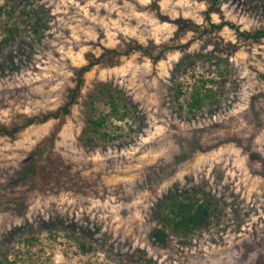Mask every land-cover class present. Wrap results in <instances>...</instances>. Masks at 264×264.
<instances>
[{"label": "rangeland", "instance_id": "rangeland-1", "mask_svg": "<svg viewBox=\"0 0 264 264\" xmlns=\"http://www.w3.org/2000/svg\"><path fill=\"white\" fill-rule=\"evenodd\" d=\"M260 31L264 0H0V264H264ZM184 195L216 218L165 225Z\"/></svg>", "mask_w": 264, "mask_h": 264}, {"label": "trees", "instance_id": "trees-1", "mask_svg": "<svg viewBox=\"0 0 264 264\" xmlns=\"http://www.w3.org/2000/svg\"><path fill=\"white\" fill-rule=\"evenodd\" d=\"M255 38L258 37H264V32H256L252 35ZM9 38H1L0 39V52L3 50L4 46L8 43ZM132 41V40H131ZM148 45L152 46L153 48L158 46V44H154L153 42H150ZM163 46V45H159ZM138 47V45H137ZM196 64V61H188L184 67L181 68V75H184L188 70L193 72L194 65ZM201 81V89L205 85L206 80L200 79ZM108 85H103V88L101 89L102 92H106V94L109 95L110 98L111 92L109 91ZM175 97L178 100V98L182 95V85L181 80H176L175 83ZM207 91V89H205ZM196 94H201V90H197ZM197 100L193 102V104L196 103ZM114 104V103H113ZM116 105H113V108H115ZM105 117H102L97 120L90 119V130H94V132L98 131V126L102 125L104 122ZM102 137L104 138V134H102ZM181 156H184L181 152ZM30 157V156H29ZM28 157V158H29ZM179 157L176 155L173 158V161H177ZM182 158V157H181ZM159 172L163 170V167H158ZM33 170L30 168L27 170V172H32ZM167 210L166 214L162 215V211ZM218 210L215 203L208 198L205 195L197 196V195H191L186 196L184 195L182 199L177 198L176 200L172 201L167 204L165 203L161 210L157 212V217H160L162 221L165 223V225L171 226V228L175 231L179 232H191L193 230L207 227L211 220L215 219L217 216ZM4 259H6V254L4 255Z\"/></svg>", "mask_w": 264, "mask_h": 264}]
</instances>
